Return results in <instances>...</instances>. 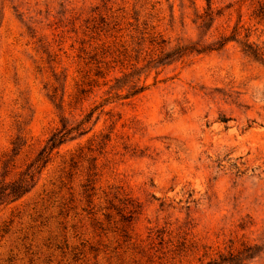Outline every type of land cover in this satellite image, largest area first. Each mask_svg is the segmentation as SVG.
<instances>
[{"label": "rangeland", "instance_id": "374dc122", "mask_svg": "<svg viewBox=\"0 0 264 264\" xmlns=\"http://www.w3.org/2000/svg\"><path fill=\"white\" fill-rule=\"evenodd\" d=\"M259 2L0 0V264H264Z\"/></svg>", "mask_w": 264, "mask_h": 264}, {"label": "trees", "instance_id": "16d2710c", "mask_svg": "<svg viewBox=\"0 0 264 264\" xmlns=\"http://www.w3.org/2000/svg\"><path fill=\"white\" fill-rule=\"evenodd\" d=\"M253 16L254 19L258 20L259 23L262 22L264 24V2H259L257 4V7L253 12ZM203 22L204 24H207V22H209L211 26V15L206 14L205 17H203ZM232 34L233 35L231 37L223 38L218 43L213 45L216 46V48L214 49L218 50L227 42L233 41L234 38L237 37V33L235 31ZM208 49L209 48H205L204 50ZM243 53L247 57L264 65V54L262 53L260 48H258L254 44L246 42V44H244L243 46ZM71 131L72 129L67 130L66 127L63 126L61 130L53 134L45 144L44 148L36 156L33 163L27 169V173L22 174L17 179L9 181H6V176H0V206L7 204V202H14L22 198L26 193L29 192L34 184V174H39V172L48 162V158L51 153L64 143L65 138H67ZM19 142L20 140L15 139V141H13V143L11 144L13 147V153H15L19 149ZM30 170H32V172H30ZM257 249L258 248L256 246H243L240 251H231L226 256H219L218 260L210 261L208 264H245L246 262L256 257Z\"/></svg>", "mask_w": 264, "mask_h": 264}]
</instances>
